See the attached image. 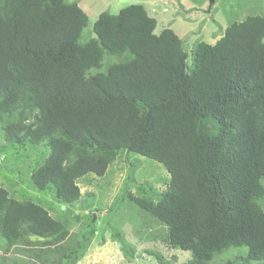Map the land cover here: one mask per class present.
<instances>
[{"label":"trees","instance_id":"trees-1","mask_svg":"<svg viewBox=\"0 0 264 264\" xmlns=\"http://www.w3.org/2000/svg\"><path fill=\"white\" fill-rule=\"evenodd\" d=\"M89 20L77 0H0L3 162L32 151L31 184L68 207L86 194L93 205L79 181H98L120 155L154 159L164 190L138 183L133 166L103 219L124 257L139 255L120 231L131 222L152 264H176L154 245L189 252L184 264H264V13L189 50L143 2L100 12L82 39ZM25 196L0 185V264H79L93 212L75 230ZM130 210L141 222L121 223ZM231 247L247 252L214 261Z\"/></svg>","mask_w":264,"mask_h":264},{"label":"rangeland","instance_id":"rangeland-1","mask_svg":"<svg viewBox=\"0 0 264 264\" xmlns=\"http://www.w3.org/2000/svg\"><path fill=\"white\" fill-rule=\"evenodd\" d=\"M77 1L81 4L83 9L88 12L90 17L89 24L84 29L82 39H87L91 36L92 25L100 12L104 10L117 12L120 8L130 3L143 2L147 5L151 14L157 15L159 19L158 30L166 25L172 26L185 40L186 45H188V50L191 49V47H193V45L199 40H206L214 43L224 34L225 28L232 21H240L249 13H264V0ZM2 142V129L0 127V146ZM30 152L27 160L23 161V154L19 155L11 150L10 155L13 159V164H6L3 162L5 154H0V169H2V171L0 170V185L6 186L11 195L20 198L26 197L25 194L27 193H31L35 200L43 202V204L50 209L53 216L63 219L70 218L73 224L71 227L75 230H84L85 225L82 223L92 221L93 219L89 217V214L91 215V212H93V218L98 220V230L94 239L89 244L86 254L79 264H152L151 261H148L147 257L149 256L146 255L147 257H140V253H142L143 249L147 247V245H150L149 247H151L152 244L151 242L142 243L138 241L133 232V225L131 222L121 225V228L125 231L122 229L120 231L122 233H126L128 242L134 244L138 249L139 255L133 260L124 257L119 244L111 240L110 231L102 232L104 228L103 219L108 216V204L119 194L124 182L127 178L129 179L131 177L130 174L134 172L133 166H139L135 170L138 183L150 181L159 191L164 190L169 181V173L167 172L165 166L154 159L143 157L138 154L120 155L114 164L109 166L107 173L103 177H97L98 181H79L84 193L91 192L93 194V205H86L85 200L88 199L86 198V196H88L86 194L76 203L66 207L60 205L59 203L55 204L56 200L54 197L46 196L44 191L38 190L31 184L28 166L32 163L34 155H30ZM130 160L133 161L134 165L129 166L128 161ZM137 182L129 184L135 192ZM136 193L138 194V192ZM100 200L101 203H98L97 201ZM53 201V205L50 206ZM75 216H78V218L81 219L77 220ZM138 216L139 215H135V213L130 210L122 216L121 223H123V221L126 222L131 219V217L134 218L136 222H141L142 219ZM114 219L116 221V216H114ZM155 246L160 248L169 259H172V257L175 256L176 259L173 262L176 264H184L190 258L189 252L187 253L178 249H163L161 245H154V247ZM246 252V247H231L227 251L218 254L214 258V261L218 262L219 260L220 262L224 258L227 259L238 253ZM151 260L154 262L153 259ZM255 263L257 262H252V264Z\"/></svg>","mask_w":264,"mask_h":264}]
</instances>
